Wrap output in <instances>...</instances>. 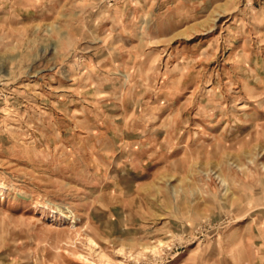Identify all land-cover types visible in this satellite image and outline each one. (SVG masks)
<instances>
[{
	"label": "rangeland",
	"instance_id": "rangeland-1",
	"mask_svg": "<svg viewBox=\"0 0 264 264\" xmlns=\"http://www.w3.org/2000/svg\"><path fill=\"white\" fill-rule=\"evenodd\" d=\"M0 264H264V0H0Z\"/></svg>",
	"mask_w": 264,
	"mask_h": 264
}]
</instances>
